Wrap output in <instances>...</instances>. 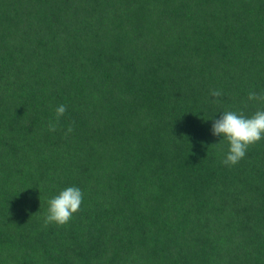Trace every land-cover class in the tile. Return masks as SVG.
Segmentation results:
<instances>
[{
	"label": "trees",
	"instance_id": "trees-1",
	"mask_svg": "<svg viewBox=\"0 0 264 264\" xmlns=\"http://www.w3.org/2000/svg\"><path fill=\"white\" fill-rule=\"evenodd\" d=\"M250 91L264 0H0V264H264V140L211 133Z\"/></svg>",
	"mask_w": 264,
	"mask_h": 264
},
{
	"label": "clouds",
	"instance_id": "clouds-1",
	"mask_svg": "<svg viewBox=\"0 0 264 264\" xmlns=\"http://www.w3.org/2000/svg\"><path fill=\"white\" fill-rule=\"evenodd\" d=\"M210 95L214 102H221L223 93L213 89ZM249 101H258L264 104V93L250 91ZM67 112L66 105H58L55 108V122H49L48 130L55 132L61 118ZM74 126L69 125L65 135H70ZM211 133L214 137L222 138L220 142L226 141L228 150L222 163L226 167L239 164L246 156L248 149L264 140V108L257 110L251 117L243 113L225 111L212 120ZM83 203V192L78 187H67L58 195L48 201V209L45 217V226L55 224L58 227L67 225L77 214Z\"/></svg>",
	"mask_w": 264,
	"mask_h": 264
}]
</instances>
